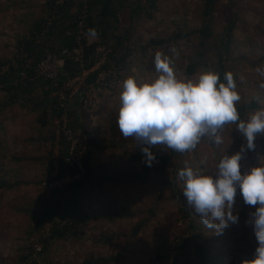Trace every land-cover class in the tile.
I'll use <instances>...</instances> for the list:
<instances>
[{"label": "rangeland", "instance_id": "1", "mask_svg": "<svg viewBox=\"0 0 264 264\" xmlns=\"http://www.w3.org/2000/svg\"><path fill=\"white\" fill-rule=\"evenodd\" d=\"M159 1L160 12L155 20L143 19L138 22L136 19L133 22L143 45L151 39H169L178 31H185V28L192 31L202 24L201 7L205 0ZM46 2L0 0V61H13L17 57L20 40L29 35L36 21L48 16ZM130 12H124L126 19H129ZM237 13L239 26L235 36L238 43L232 53L231 70L236 77L239 102L251 103L258 98L259 104L264 107V75L257 72V68L264 71V0H221L214 12V27L218 36L224 32L233 14ZM124 25L128 26L129 21ZM198 50L196 42L189 40L146 50L138 46L126 71L117 74L118 78L114 76L117 85L116 82L111 83L112 90L103 89L98 93L93 107L83 108L82 120L97 143L91 159L93 173L90 189L82 200V208L89 222L82 226V237L56 241L46 248L43 257L51 263L82 264L92 256L108 257L128 249L129 253L118 264H170V261L158 262L157 253L163 252L164 247L172 246L178 237L188 231L190 220L180 209L192 208L188 206L183 194V181L174 176V170H180L176 169L175 162L164 169L152 168L149 173L144 172L147 176L135 178L143 172L141 157L145 154L142 148L149 146L143 145L134 136L124 137L120 132L117 124L120 93L123 82L129 77H135L140 83L158 78L160 73L154 63L157 52L170 58L178 79H198L203 72L199 71L190 78L186 72V67L196 58ZM109 52L105 47L98 49L96 70L108 63ZM62 64L60 62L59 65ZM100 76L105 80L109 77L105 72ZM69 84L71 90L79 87L73 81L66 85ZM43 94L42 89H39L33 97L41 98ZM51 97L54 98V95ZM8 99L9 94L0 91V104H5ZM34 108L32 104H15L6 108L0 116V181L8 185L0 189V264H16L22 254H27L25 250L30 246L44 247L39 244V236L34 232L30 213L43 200L49 199L51 182L56 179L55 160L66 148L64 143L58 145L55 137L58 123L62 119L68 121L69 117H52L49 112L50 125L44 128L38 122L41 111ZM217 134L221 136L222 143L216 144L207 135L201 137L197 146L182 157L181 167L187 164L201 174L215 176L220 159L236 154L243 145L234 123H225ZM51 136L53 139H50ZM255 145L257 150L252 157L257 164L264 163V152L257 140ZM171 150L163 144L150 147L151 153L169 154ZM253 167L256 164L245 152L241 160L242 174ZM115 171L121 172V176L113 178L112 173ZM124 174H130L131 177L125 178ZM174 178L175 189H179L181 194L178 199L170 186ZM153 207H156L157 212L154 217L150 213ZM257 207L259 205L245 204L238 188L233 213H239V223L230 224L221 234L202 226L199 233L215 241L213 249L215 254H219L220 263L226 264V257L230 255L238 256L241 261L254 258L258 243L253 226L247 221ZM84 213L81 212V215ZM144 218L149 219L148 228L129 245L132 230ZM193 220L202 223L196 214ZM44 229L46 233L43 237H46L50 228L48 226ZM111 237L113 240L108 243ZM190 252L191 262L195 263L194 253L192 250ZM185 264L191 263L185 260Z\"/></svg>", "mask_w": 264, "mask_h": 264}, {"label": "trees", "instance_id": "2", "mask_svg": "<svg viewBox=\"0 0 264 264\" xmlns=\"http://www.w3.org/2000/svg\"><path fill=\"white\" fill-rule=\"evenodd\" d=\"M220 1L205 0L203 7H201L203 8V20L199 28L192 31L185 28V31H178L169 39L148 40L145 43L148 46L145 47L136 28L133 27V22L136 19L138 22L143 19L155 20L156 15L160 12L159 0H47L46 12L48 16L36 21L31 27L29 35L20 40L17 57L13 61H0V91L9 94L8 102L0 104V116L11 105L26 106L32 104L33 108L35 107L34 109L41 111L42 115L38 122L41 127L45 128L50 125L49 112L52 113V117H61L64 112H69L68 117L72 130L76 133L82 132L87 140L86 149H84L82 156L85 174L80 179H76L64 187L50 188L49 199L43 200L31 210L30 217L34 232L39 236V244L44 245V247L39 248L38 245H34L33 248L32 246L28 247L25 250L27 254H22L16 264H53L43 257L46 248L56 241L68 240L70 237H82V226L89 222L88 215L84 213L82 208V200L90 189L93 173L91 159L97 143L92 133L87 131V125L82 120V110L84 108L82 97H84L88 86L95 85L101 73L105 72L109 77L103 82L104 84H97V88L100 92L103 89L112 90L110 84L116 82L115 85H117L118 82L114 76L118 78L117 74L126 71L130 65L129 60L138 46L142 50H146L150 47L162 48L171 42L189 40L195 41L199 50L196 53V58L186 67L187 76L190 78L199 71H214L219 74L220 82L226 83L224 74L226 72L232 73V53L238 43L235 32L239 26V14H233L224 32L218 36L214 27V12ZM126 10L131 11L129 19L125 18L124 12ZM143 14L145 16L142 18ZM127 20L129 25L125 26ZM80 24H82V27H80ZM80 29L93 36L97 41L90 46L83 41L82 59L78 61L76 56H66L63 51L72 52L79 47L77 37ZM93 30L95 34H93ZM100 47H105L110 51L108 63L100 70H94L89 75L87 88L83 89L82 94L76 97L67 110H64L57 100L51 97L52 94L65 87L67 82L81 76L84 70L90 71L95 68ZM49 54L58 55L59 59L63 61L56 83L38 77L39 65ZM82 64L84 65L82 66ZM6 67H8V70L4 71ZM23 75H25V78ZM39 89H42L43 96L34 98V93ZM236 107L242 120H247L250 114L264 109L259 104L258 98L251 103L238 101ZM234 125L237 127L236 123ZM238 137L246 147L247 141L240 132ZM50 139H53V137L51 136ZM256 140L261 145L262 152H264V134L258 135ZM256 150V148L247 150L246 154L257 166L255 158L252 157ZM189 151L181 153L172 149L169 154L153 152L155 159L151 161L150 166L145 155L141 157L144 163L142 175H136L135 178L147 176L145 173H149L152 168L157 170L167 168L173 162H175L176 169H181V159ZM67 155V151L61 154L58 176L51 183L64 178L67 174L75 176L76 172L65 163ZM51 170L49 167L50 172ZM174 171L176 177L177 171ZM112 174L114 178L116 175L121 176L122 173L115 171ZM124 177L128 178L131 175L124 174ZM175 185L176 178L173 179L170 186L175 195L177 194L175 198L178 199L181 194L179 189H175ZM6 187H8L7 183L1 180L0 189ZM184 209L181 208L180 212H184L190 220L188 231L178 237L172 246L164 247L161 253L159 251L157 261L160 263L170 261V264H185V260L191 264H222L219 262V254H215L213 249L215 241L209 240L199 233L204 224H198L193 220L195 215L193 209H185V211ZM81 212L84 214L81 215ZM124 212L128 213V210ZM150 213L153 217L156 216V207L151 208ZM148 222L149 219L144 218L134 227L128 240L129 245H132L138 236L148 228ZM48 226L50 232L46 237H43L46 233L44 228ZM31 238L34 239V237ZM112 240V237L108 238V243ZM37 249L39 251H36ZM190 250L193 251L196 258L195 263L191 262ZM128 253L129 251L126 249L117 255L108 257L94 258L92 256L82 264H118ZM226 259V264H242L241 259L236 255H230Z\"/></svg>", "mask_w": 264, "mask_h": 264}, {"label": "clouds", "instance_id": "3", "mask_svg": "<svg viewBox=\"0 0 264 264\" xmlns=\"http://www.w3.org/2000/svg\"><path fill=\"white\" fill-rule=\"evenodd\" d=\"M154 63L160 73L155 80L140 83L129 77L123 82L117 119L120 132L149 146L142 152L150 166L155 159L151 146L163 144L183 153L194 149L205 135L220 144L218 130L225 123H236L246 147L242 145L236 154L222 157L215 176L201 174L187 164L177 176L183 181L188 206L217 234L239 223V213H233L238 188L245 204L259 205L247 221L253 226L258 247L254 258L242 264H264V163L241 172L243 154L254 150L257 136L264 134V109L250 114L247 120L240 118L236 107L240 95L231 72L224 74L226 83L220 82L214 71H205L196 80H181L168 56L157 52ZM257 72L264 75L260 68Z\"/></svg>", "mask_w": 264, "mask_h": 264}, {"label": "built area", "instance_id": "4", "mask_svg": "<svg viewBox=\"0 0 264 264\" xmlns=\"http://www.w3.org/2000/svg\"><path fill=\"white\" fill-rule=\"evenodd\" d=\"M80 27H82V24H80ZM79 47L73 50L72 52H69L67 50L63 51V54L66 56H76V59L79 61L82 59V53H83V41L87 42V45H92L94 41V37L84 32L83 29H80L79 35L77 37ZM60 62L63 63L62 60L59 59L58 55L49 54L47 58L39 65V68L37 70L38 77L44 78L46 81L51 80L52 82L56 83L60 69L62 65H59ZM84 64H82L83 66ZM8 70V67L4 69V71ZM96 70L93 68L92 70H84L83 74L79 76L78 78L71 80L73 83L78 84V88H75L74 90H71V85L68 86L65 85L62 89L57 90L52 94L54 95V98L57 100V102L61 105V107L64 110H67L70 104L76 99L77 96L82 94L83 89L87 88V79L89 75ZM101 75V74H100ZM25 77V75H23ZM105 78L103 76H99L97 82L95 85L88 86L87 90L85 91L84 97H82L83 106L91 108L93 107L96 102L95 99L100 92V90L97 88V84H104L101 82H104ZM62 91V93H59ZM53 98V97H52ZM69 112H64L63 115L68 118ZM62 115V116H63ZM61 116V117H62ZM58 145L61 146L62 143L66 145L65 151H67L68 155L65 158V163L68 167L73 169L76 174L75 176L71 174H67L64 178L60 180H55L51 185L50 188L55 187H64L66 184L73 182L76 179H80L82 175L85 174L83 163H82V156L84 149H86L87 140L85 136L80 134V132L76 133L72 130L69 118L68 121L66 119H62L56 128V137ZM61 158L57 155V158L55 160V176L57 178L59 173V160Z\"/></svg>", "mask_w": 264, "mask_h": 264}]
</instances>
